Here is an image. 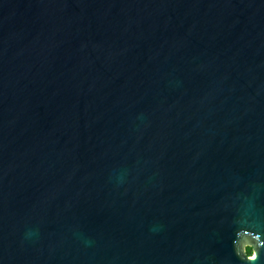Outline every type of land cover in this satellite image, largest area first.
<instances>
[{
  "label": "water",
  "instance_id": "obj_1",
  "mask_svg": "<svg viewBox=\"0 0 264 264\" xmlns=\"http://www.w3.org/2000/svg\"><path fill=\"white\" fill-rule=\"evenodd\" d=\"M262 252L264 0H0V264Z\"/></svg>",
  "mask_w": 264,
  "mask_h": 264
},
{
  "label": "clouds",
  "instance_id": "obj_2",
  "mask_svg": "<svg viewBox=\"0 0 264 264\" xmlns=\"http://www.w3.org/2000/svg\"><path fill=\"white\" fill-rule=\"evenodd\" d=\"M250 259L255 260L256 259V255L255 252H252L250 255Z\"/></svg>",
  "mask_w": 264,
  "mask_h": 264
},
{
  "label": "trees",
  "instance_id": "obj_3",
  "mask_svg": "<svg viewBox=\"0 0 264 264\" xmlns=\"http://www.w3.org/2000/svg\"><path fill=\"white\" fill-rule=\"evenodd\" d=\"M250 253H251V250H250L249 248H247V249H246V254H247V255H250Z\"/></svg>",
  "mask_w": 264,
  "mask_h": 264
},
{
  "label": "flooded vegetation",
  "instance_id": "obj_4",
  "mask_svg": "<svg viewBox=\"0 0 264 264\" xmlns=\"http://www.w3.org/2000/svg\"><path fill=\"white\" fill-rule=\"evenodd\" d=\"M247 248H249V247H245V253H246V249H247ZM249 249H250V248H249ZM250 250H251V249H250ZM251 252H252V251H251ZM246 255H247V254H246ZM250 255H251V253H250ZM250 255H247V256H250Z\"/></svg>",
  "mask_w": 264,
  "mask_h": 264
},
{
  "label": "snow or ice",
  "instance_id": "obj_5",
  "mask_svg": "<svg viewBox=\"0 0 264 264\" xmlns=\"http://www.w3.org/2000/svg\"><path fill=\"white\" fill-rule=\"evenodd\" d=\"M262 253H264V252H262Z\"/></svg>",
  "mask_w": 264,
  "mask_h": 264
}]
</instances>
